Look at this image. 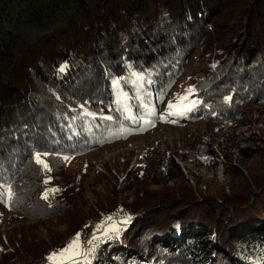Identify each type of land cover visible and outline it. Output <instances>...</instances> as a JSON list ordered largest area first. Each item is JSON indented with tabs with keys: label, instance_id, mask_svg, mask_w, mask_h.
Returning a JSON list of instances; mask_svg holds the SVG:
<instances>
[{
	"label": "trees",
	"instance_id": "trees-1",
	"mask_svg": "<svg viewBox=\"0 0 264 264\" xmlns=\"http://www.w3.org/2000/svg\"><path fill=\"white\" fill-rule=\"evenodd\" d=\"M195 59L192 91L164 108L169 88ZM253 105H264V0H0V214L62 217L63 227L55 241L31 246L32 232L18 233L21 242L0 254V264H54L51 252L78 233L86 256L63 264H171L170 254L193 261L198 253V264H264V165L247 175L232 170L238 177L219 197L183 184L148 194L142 206L115 198L91 207L82 176L64 171L65 157L161 123L203 120L233 137ZM177 151L214 164L205 141ZM252 151L264 155L261 145ZM151 163L150 174L178 172L170 156ZM48 184L60 190L45 199ZM113 217L131 221L108 237L91 235ZM194 222L195 236L187 230ZM247 224L243 234L230 231ZM173 228L182 229L180 242L158 239ZM93 236L99 239L89 244Z\"/></svg>",
	"mask_w": 264,
	"mask_h": 264
},
{
	"label": "rangeland",
	"instance_id": "rangeland-1",
	"mask_svg": "<svg viewBox=\"0 0 264 264\" xmlns=\"http://www.w3.org/2000/svg\"><path fill=\"white\" fill-rule=\"evenodd\" d=\"M197 62L199 61L195 59L188 64L175 85L169 88L170 94L163 105L164 108L169 107L170 103L175 106L174 104L178 102L181 94L189 89L192 70ZM247 111L248 113L244 116L247 121L236 128L233 137L213 132L216 130V126L207 124L203 120L187 122L182 126H169L161 123L153 129L141 135L130 137L125 141L113 142L86 154L68 157L64 171L75 177L77 175L82 176V196H84V200H87L86 204L91 207L94 205L102 206L115 198L120 203H133L142 206L147 200L148 194L158 190L169 191L171 188L183 184L189 185L190 188L200 191L202 194L219 197L223 193H229L231 183L238 177V173H233L232 170L237 168L247 175L252 171L248 167L258 169L264 165V163H259L264 155L252 151L257 145L264 147V105L250 106ZM193 139L195 143L205 141L208 149L214 153V164L188 161L177 153L179 152L177 149L184 142L193 141ZM161 156H170L175 160L178 165L177 174L173 172L172 175L166 177L150 174L152 160ZM48 186L50 189H59L50 184ZM141 192L145 194L142 195ZM260 219L258 221L264 223V219ZM60 220L62 217L35 222L18 215V212L3 211L0 214V254H3L4 251H11L13 244L21 242L22 238L19 237L18 233L27 235L28 232H32L35 241L31 242L30 246L48 243L46 241L48 239L50 242L55 241L62 232L60 229L63 228ZM130 221V218L113 217L108 219L99 230L92 231L91 235L103 234L105 229L111 225L121 229L127 226ZM15 226L20 228L16 227L14 230ZM246 228H248V224L243 226L232 225L230 231L236 235L243 234L242 230ZM197 229V223L194 222L187 230L191 235H194ZM184 230L186 229L184 228ZM181 231L180 228L167 229L165 236L158 237V239L165 244L167 242L169 244L176 241L180 242ZM209 239L206 235L202 237L204 246L209 247L207 244ZM86 243L87 241H79L80 254L71 258L66 255L61 259L59 256H53L59 251L51 252L50 256L55 259L53 263L63 264L65 261L75 258H85ZM19 248L25 249L24 246L22 248L21 244ZM167 253L170 254L171 252L167 251ZM168 258L171 264H173L172 261H180L183 264H198L203 256L198 253L193 261L184 258L182 255L177 257L178 259H174L171 258L170 254Z\"/></svg>",
	"mask_w": 264,
	"mask_h": 264
},
{
	"label": "snow or ice",
	"instance_id": "snow-or-ice-1",
	"mask_svg": "<svg viewBox=\"0 0 264 264\" xmlns=\"http://www.w3.org/2000/svg\"><path fill=\"white\" fill-rule=\"evenodd\" d=\"M65 67L66 66H62L61 69H60V71L63 72ZM118 83L119 82L116 81V80L113 81V85L114 86L118 85ZM187 91L188 92H191L192 89L190 88ZM186 99H187V96H184V97L181 98V100H186ZM169 107L172 108L174 106L170 103L169 104ZM184 107H185L186 110H190L189 106L185 105ZM170 114H173V113H170ZM104 119H112V117H110V116L109 117H104ZM35 159H36V162L38 164H41L42 167L45 170H50V169H48V165L41 160V158H40L39 155H37L35 157ZM65 159H67V157H65ZM45 182L47 183V181H45ZM55 191H58V189H49V190H47L46 193L44 194L43 198L47 199L48 198V193L49 192H55ZM7 195L9 197V199H10L11 198V195H12L11 187L10 186L7 189ZM109 219H111V218H109ZM118 231L119 230L115 227V225H111V226H109L108 228L105 229L103 235L105 237H108V235H109L110 232H112V233H118ZM98 239H99L98 237L93 236L92 240L89 241V244H92L93 241H96ZM93 251H94L93 248H90L89 249V253H92ZM79 254L80 253H79V233H78L77 236L73 239L72 242H70V244L67 247H65L64 249H62L59 253L53 254V256H59L61 259H63L66 255H68L69 258H71L72 256H76V255H79ZM53 256H50L49 259L52 260L53 259Z\"/></svg>",
	"mask_w": 264,
	"mask_h": 264
}]
</instances>
